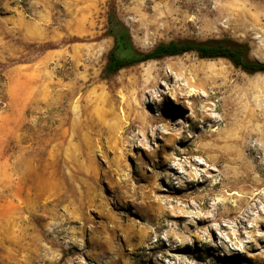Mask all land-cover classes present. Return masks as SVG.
Segmentation results:
<instances>
[{
  "label": "rangeland",
  "instance_id": "obj_1",
  "mask_svg": "<svg viewBox=\"0 0 264 264\" xmlns=\"http://www.w3.org/2000/svg\"><path fill=\"white\" fill-rule=\"evenodd\" d=\"M112 10L142 51L264 62V0H0V264H264V72L188 52L104 78Z\"/></svg>",
  "mask_w": 264,
  "mask_h": 264
},
{
  "label": "trees",
  "instance_id": "obj_2",
  "mask_svg": "<svg viewBox=\"0 0 264 264\" xmlns=\"http://www.w3.org/2000/svg\"><path fill=\"white\" fill-rule=\"evenodd\" d=\"M108 34L114 43L107 55L102 71L104 78H110L121 69L153 59L195 52L201 58H226L237 67L249 72H264V62L250 58V48L230 38L207 40H171L159 43L149 51L138 49L133 41L129 27L114 10L108 15Z\"/></svg>",
  "mask_w": 264,
  "mask_h": 264
},
{
  "label": "bare ground",
  "instance_id": "obj_3",
  "mask_svg": "<svg viewBox=\"0 0 264 264\" xmlns=\"http://www.w3.org/2000/svg\"><path fill=\"white\" fill-rule=\"evenodd\" d=\"M259 129L258 128H256V129H254L252 132H251V136H252V138L254 137V135L257 133V131H258ZM260 132V131H259ZM258 132V133H259ZM259 139L262 141V139L260 138V137H258L257 138V140L259 141ZM262 147H264V142L262 143ZM264 149V148H263Z\"/></svg>",
  "mask_w": 264,
  "mask_h": 264
}]
</instances>
